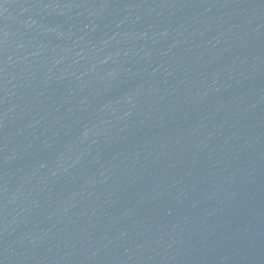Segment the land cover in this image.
I'll list each match as a JSON object with an SVG mask.
<instances>
[{"label": "water", "instance_id": "95a60500", "mask_svg": "<svg viewBox=\"0 0 264 264\" xmlns=\"http://www.w3.org/2000/svg\"><path fill=\"white\" fill-rule=\"evenodd\" d=\"M0 264H264V0H0Z\"/></svg>", "mask_w": 264, "mask_h": 264}]
</instances>
